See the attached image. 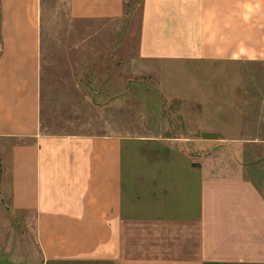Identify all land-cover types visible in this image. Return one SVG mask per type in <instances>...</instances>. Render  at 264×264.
I'll return each instance as SVG.
<instances>
[{"label":"crops","instance_id":"0c3cea01","mask_svg":"<svg viewBox=\"0 0 264 264\" xmlns=\"http://www.w3.org/2000/svg\"><path fill=\"white\" fill-rule=\"evenodd\" d=\"M45 1L0 0V254L11 212L33 220L47 263L264 264V194L244 165L221 174L205 156L224 141L215 130L184 139L43 132ZM66 2L75 20L126 14V0ZM138 53L161 67L264 64V0H143Z\"/></svg>","mask_w":264,"mask_h":264},{"label":"rangeland","instance_id":"374dc122","mask_svg":"<svg viewBox=\"0 0 264 264\" xmlns=\"http://www.w3.org/2000/svg\"><path fill=\"white\" fill-rule=\"evenodd\" d=\"M142 4L126 0L121 19L75 20L66 0L45 1L43 132L184 139L215 130L224 141L205 156L224 168L221 174L244 165L264 194V64L145 61L138 53ZM230 141H237L235 151L226 149ZM129 150L126 142V161ZM200 156L189 154L193 162ZM4 213L0 264H68L45 262L33 220Z\"/></svg>","mask_w":264,"mask_h":264}]
</instances>
